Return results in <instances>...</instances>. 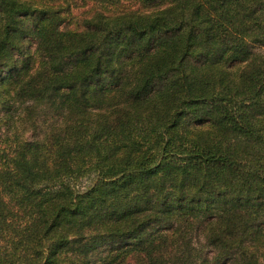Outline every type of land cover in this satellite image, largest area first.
<instances>
[{
    "label": "trees",
    "instance_id": "trees-1",
    "mask_svg": "<svg viewBox=\"0 0 264 264\" xmlns=\"http://www.w3.org/2000/svg\"><path fill=\"white\" fill-rule=\"evenodd\" d=\"M116 2L0 0V264H264V0Z\"/></svg>",
    "mask_w": 264,
    "mask_h": 264
},
{
    "label": "rangeland",
    "instance_id": "rangeland-1",
    "mask_svg": "<svg viewBox=\"0 0 264 264\" xmlns=\"http://www.w3.org/2000/svg\"><path fill=\"white\" fill-rule=\"evenodd\" d=\"M116 2V0H114ZM137 0H118L116 2V5L118 7H123V6H136L137 4ZM94 3V0H70V7H71V12L68 14V22L72 25L77 24L80 19L83 17V15H85V11L90 8ZM28 48L31 49V44L28 45ZM52 121L51 117H44L43 119H41L40 121V131L44 130L47 126L48 123H50ZM3 127H1L0 129V140H4L6 139L7 141L9 140L8 138H5L8 134L3 132ZM6 134V135H5ZM31 132L27 131L24 136L28 137L30 136ZM6 142V141H3ZM80 181H84V179L80 180Z\"/></svg>",
    "mask_w": 264,
    "mask_h": 264
}]
</instances>
